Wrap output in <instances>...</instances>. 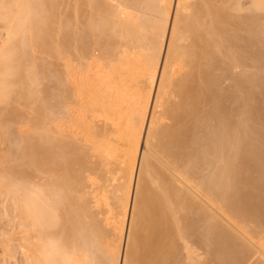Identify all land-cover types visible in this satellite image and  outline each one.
Instances as JSON below:
<instances>
[{
  "label": "bare ground",
  "instance_id": "bare-ground-1",
  "mask_svg": "<svg viewBox=\"0 0 264 264\" xmlns=\"http://www.w3.org/2000/svg\"><path fill=\"white\" fill-rule=\"evenodd\" d=\"M14 1L8 3L12 4L11 7L6 4L3 5L5 8L2 7L4 10H0V19L6 29V37L0 44V105L4 107L14 93L19 96L25 89L23 95L29 97L33 94L30 89L35 80L29 74L26 75L28 78L22 77L24 86L8 83L11 74H16L13 62L19 61L17 52L23 56L22 66L26 58H33L30 51L25 57L28 50L24 34L28 31L29 43L43 41L47 53L59 57L61 49L60 44L49 42L52 40V20L57 11L55 0ZM112 1L117 4H111L113 9L108 16L115 24L117 43L113 40L118 45L112 75L109 79L96 77L101 83L96 89L99 95L90 101L91 105L83 106L92 111L98 108L103 117L106 112L112 113L111 121L119 131L114 128L117 132H112L113 127L109 126V131L105 127L104 133H93L83 118L80 123L79 117L72 116L71 123L67 121L69 124L62 119L52 130L47 126V133L32 131V135L14 137L12 130L5 125L0 108V144L8 143L0 154V194H7L15 203L20 235L18 246L26 256L24 264H156L168 255V261L165 260L169 263L170 255L174 260V250L178 249H174L176 236L171 239L175 234L173 228L177 227L174 223L180 226L182 220L184 231L179 226L176 228L179 229L176 232L178 238L185 239V242L199 238L205 248L219 245L222 248L218 253L222 261L219 264L241 261L238 252L243 255L242 245L245 247L246 244V247H254L263 260L259 262H264V228L258 231V228L238 227L240 220L236 224L231 220L236 217L230 216L234 209V214L238 213L244 220L253 219L258 227L264 225V127L263 130L258 128L261 134L253 131L257 123L262 122L264 126V76L258 71L262 68L258 65L264 54L261 50L264 49L261 48L262 44L264 46L261 13L264 0ZM217 1H221V5H215ZM88 2L91 4L89 8L85 6ZM95 2L88 0L83 3L88 9L82 8L85 26H89L91 32L100 25L106 26L101 24L104 21L98 22L100 25L97 26V19L91 23V16H95ZM76 5L75 14L81 15V6ZM243 9L248 13L246 11L242 17L240 11ZM237 30L245 31L246 35L240 37ZM19 34L22 35L20 41ZM79 38L77 42L81 47L82 38ZM96 41L93 38V42ZM8 45H12V49L7 50ZM73 48L78 51L77 46ZM13 57H16L15 61ZM94 59L91 58L89 63L91 60L94 63ZM67 60L63 65V78L55 71H50L49 77L53 79V87L58 88L57 99L65 103L72 95V90L67 92L69 90L65 88L73 83L71 86L77 89L85 80L82 73L78 75L76 70L73 71V61ZM247 60L253 71H233L243 63L246 66L244 61ZM89 63L83 67L87 69ZM22 66L21 70L25 68ZM75 71L81 80L73 73ZM7 76L11 77L6 79ZM88 79L86 77L85 83ZM227 81L224 88L222 85ZM66 92L71 95L66 96ZM213 101L214 104H210ZM43 103L39 101L38 105L36 102L37 110L49 111L50 108ZM124 107L128 116L123 114ZM84 108L82 116L88 112ZM49 112L53 113L52 107ZM109 115L105 119L111 117ZM164 115L174 125L170 122V127L167 124L158 131L157 126ZM117 123L119 125H115ZM253 123H256L254 128ZM12 138L17 140L13 144ZM12 146H17L20 156L17 155V162L8 163L5 157L13 155ZM148 146L156 153L152 159L147 157ZM21 161L35 171L50 173V176L47 173V182L42 183L45 188L31 186L28 176L18 181L13 179L15 173L20 172ZM47 163H50L48 167L43 166ZM146 174L153 175L152 180L157 181L159 192L155 202L147 198L149 195L144 190ZM192 180L198 182L193 184ZM177 181L182 185L180 188ZM176 213H182L177 217L178 222L174 218ZM166 214L172 215L171 225L165 220L169 217L165 218ZM181 216L182 220L179 219ZM229 225L235 227L233 230L238 229L240 237L229 235ZM140 229L143 231L142 246L141 252L136 253L132 251L130 241ZM107 234L110 239L103 246ZM13 246L5 241L3 253L10 252ZM193 255L187 253L189 264H198L199 261H192ZM149 256L157 258L146 261Z\"/></svg>",
  "mask_w": 264,
  "mask_h": 264
},
{
  "label": "rangeland",
  "instance_id": "rangeland-1",
  "mask_svg": "<svg viewBox=\"0 0 264 264\" xmlns=\"http://www.w3.org/2000/svg\"><path fill=\"white\" fill-rule=\"evenodd\" d=\"M1 2H0V10L2 11V10H4L3 8H5V7H3V5L4 6H7L8 5V3L10 4V3H12V2H15L14 0L12 1L11 0V2H6L7 0H4V2H3V0H0ZM10 1V0H9ZM20 0H18V2H19ZM88 1V0H55V2L57 3V11H56V13H55V17L53 18V25H52V27H51V30H50V34H51V39L52 40H50L49 42H52V43H54V44H60L61 45V49H60V58L58 57V56H56L55 54H52V53H47L46 51H45V46H44V42L43 41H40V40H37V41H35V42H31V43H29V41L27 40V37L29 36V34H28V31L24 34L25 36H24V38H26V45H27V47H26V45H25V48L28 50V54H26V56L25 57H28L29 56V51H30V55H33V58H32V56H31V58L29 59V58H26V60L24 61V65L22 66V63H23V60H22V58H23V56L21 55V52H17V50H16V52L20 55V56H17V57H20L19 58V61L17 62V63H14L13 61H15L14 59L16 58H12L13 59V61H12V59H11V61L13 62V65H14V67L15 68H17L16 69V74L15 75H13V74H11V78L9 77V76H7L6 77V79L9 77L10 79H11V81L10 82H8L7 80V82L8 83H10V84H16V85H18V86H21V85H25V84H22L24 81H25V79L23 80L22 79V77L24 76H26V75H31V76H33V78H34V80H35V82L33 83L32 82V85H31V89H30V91L32 90V92L31 93H33V94H29V97H27L26 95H23V93H24V91H25V89H24V91L22 92V94L21 95H16L15 93L14 94H12L11 96H10V98L8 99V101H7V104L5 105V107H4V105H0V108H1V111H2V114H3V118H4V120H5V125H7L11 130H12V134H13V136L14 137H16V136H20V135H26V136H28V134H30V135H32L31 134V132L32 133H47L48 132V127H49V129L50 130H52L53 129V126L55 125V123L57 122V121H59V120H65V122H67V121H69L70 119H71V117L72 118H74V117H79L78 118V120H79V122L81 123L82 121H84V123H86V125H89V127L91 126V130L90 131H92L93 133H97V134H101V133H104L105 131H103L104 129H105V127H107L108 128V130L107 131H109V129H110V127H113V128H111V131L113 132V131H116V130H118V126H116V128L114 127V122L113 121H111L112 120V113L110 114V113H107L106 112V115L108 116L109 114V116H111V117H107V119H105V117H106V115L104 114V117H103V114H100V111H99V109L97 110V109H94V110H97V111H99V113L97 112V111H92V110H86L85 108H84V106L86 107L87 105H91V102L90 101H92V99L94 100V98H95V96H97V95H99L98 93V90H96V89H98V86H100L101 87V83H99V81L97 82V79L98 78H96L98 75V77L99 78H102V76L104 77H107L108 79H109V77L112 75V74H110L112 71H111V68H112V64L114 63V60H115V56H117V51H116V46H118L117 44H115L114 43V40H113V38L115 39V42L117 43V34H116V28H114V26H115V24L113 25V22L111 21V18L108 16V14L110 15V12H111V10L113 9L112 8V5L111 4H113V5H116L117 3L115 2V1H112V0H95L96 2H95V5H94V12H95V16L93 15V16H91V17H93V18H91V19H93L92 20V22L91 23H94L93 21H97V26H98V24L100 23V21L102 22V21H104L103 23H101V24H103V25H106L105 27L103 26H101L100 24V26H98V29H97V27H96V29L99 31H97L96 29H93L94 28V26H93V31L91 32V31H89L90 29H88L89 28V26H85V25H87V23L85 22V17H83L82 15V8H87L89 5H91V4H89L90 2H88L87 3V5H85V4H83V3H86V2ZM2 2H3V4H2ZM6 2V3H5ZM17 2V1H16ZM231 2H232V0H231ZM216 3V2H215ZM214 3V4H215ZM7 4V5H6ZM78 5L79 7H80V9H79V11L81 12V15L80 14H75L76 12V10H75V6L74 5ZM221 5V1H217V3L215 4V5ZM232 4V3H231ZM12 5V4H11ZM11 5H8L9 7H11ZM76 5V6H77ZM83 5H85V6H87V7H84ZM13 6H14V4H13ZM226 6V5H225ZM3 7V8H2ZM12 8H14V7H12ZM12 8H10V9H12ZM89 8V7H88ZM87 8V9H88ZM246 8V7H245ZM90 9H91V7H90ZM95 9H96V11H95ZM13 10V9H12ZM13 11H15V10H13ZM247 11V10H246ZM246 11H245V9H243V11L241 10L240 12H241V16L243 17V14H247L248 13V11H247V13H246ZM97 13V14H96ZM106 13H107V15H106ZM232 13H234V12H232ZM261 13H262V18H264V15H263V13H264V11H261ZM238 16L240 15V13H238L237 14ZM259 15H261L260 13H259ZM105 16V17H104ZM98 17V18H97ZM102 17H103V19H102ZM240 17V16H239ZM110 18V20H108ZM241 18V17H240ZM97 19V20H96ZM100 19V20H99ZM104 19H106L107 20V22L110 24V25H108V23L106 24V20H104ZM99 22V23H98ZM111 22V23H110ZM66 23H69V25H67ZM105 23V24H104ZM112 24V25H111ZM67 25V26H66ZM88 25H91V24H88ZM113 28H112V27ZM230 26V25H229ZM100 27V28H99ZM102 28V29H101ZM111 29V30H110ZM113 29V30H112ZM6 29H5V24H4V21H3V19H0V44H2L3 42V40L5 39V37H6ZM238 31V30H237ZM237 31H236V33H237ZM111 32H114V33H111ZM240 33V34H239ZM27 34H28V36H27ZM143 34H145L146 36H147V33L146 32H144ZM240 37H242V36H244V35H246L245 34V31L243 32V30H242V32H241V30L240 31H238V33H237ZM66 35V37H64ZM113 35V36H112ZM144 35V36H145ZM20 36V37H19ZM19 36H17L18 37V39H19V41L21 40L20 38L22 37V35L21 34H19ZM149 36V35H148ZM70 37V38H69ZM79 37H81L82 38V43L84 44L85 42L87 43V41H88V43L87 44H84V45H82V43H81V47H80V44L77 42L80 38ZM73 38H75V39H73ZM93 38H94V41L97 39L98 41H96L98 44H96V42H93ZM145 38V37H144ZM58 39V40H57ZM110 39H112L111 41H110ZM14 40H16V39H14ZM13 40V41H14ZM83 40H85V41H83ZM76 41V42H75ZM91 43H90V42ZM264 41V40H263ZM14 42H16V41H14ZM18 43H20L21 44V42H18ZM76 43V44H75ZM107 43V44H106ZM262 43H264V42H262ZM16 44V43H15ZM36 44V45H35ZM91 44V45H90ZM17 45H19V44H17ZM74 45H76L77 46V48L76 49H78V51H76L75 50V48H73V47H76V46H74ZM263 45V44H262ZM262 45H261V48H264V46L262 47ZM9 46V48L6 46V48H7V50H9L11 47L10 46H12V45H8ZM110 46V47H109ZM13 47V46H12ZM84 47V48H83ZM88 47V48H87ZM17 48H18V46H17ZM121 48V47H120ZM118 48V50H120L121 51V49H123V48ZM12 49V48H11ZM20 49V48H19ZM25 49V50H26ZM82 49H85V50H83L82 51ZM104 51H103V50ZM214 49V48H213ZM26 50V51H27ZM72 50H74V52L76 53V54H74V52H72ZM108 50V51H107ZM230 50V49H229ZM232 50H235V47H234V49L232 48ZM237 50H238V48H237ZM236 50V51H237ZM262 51L264 50V49H261ZM11 51V50H10ZM19 51V50H18ZM81 53H80V52ZM223 51H225L226 52V50H223ZM236 51H234V52H236ZM11 52H13V51H11ZM15 52V53H16ZM219 52V51H218ZM218 52H217V54H218ZM220 52H222V51H220ZM228 52H230V51H227V53ZM239 52H240V50H239ZM15 53H13V56H14V54ZM109 53V54H108ZM224 53V52H223ZM73 54V55H72ZM79 54H81V55H83V56H81V55H79ZM115 54V55H114ZM225 54V53H224ZM232 54V53H231ZM236 54H237V52H236ZM10 55V54H9ZM12 55V54H11ZM11 55H10V57H11ZM78 55H79V57H78ZM220 56H221V54H219ZM229 55V54H228ZM15 56H16V54H15ZM224 55H222V57H223ZM226 56H227V54H226ZM24 57V58H25ZM73 57V58H72ZM83 57V58H82ZM263 59H264V54H263ZM86 58H88V59H86ZM91 58H95L94 59V63L96 64L97 63V65H98V63H99V65L97 66V69H96V66H94V63H93V61L91 60L90 61V63H89V60ZM18 59V58H17ZM66 59H68V60H70V61H73V62H71V65H72V67L73 66H75L74 68L75 69H73V71L74 70H76L77 72H78V75H80L81 73V75H82V78L84 77V79L86 80V77L88 78L89 77V79L87 80V82L85 83V80H84V82H83V85H82V87H81V83L79 84L80 86L79 87H77V89H76V87L74 86H71V85H73V83L71 84V85H69L68 83V85L70 86H68L67 88H65V89H68L69 91H67V92H70L71 90V94H69V93H67L66 92V96H69V95H71L70 96V98H68L67 99V97H66V99H67V102L65 103V102H62L60 99V101L57 99V97H56V95L58 96V94L57 93H59V91H57L58 90V88L56 87V86H54L53 87V84H54V82H53V79H51V78H49L50 77V75H51V72L50 71H55V72H57V74H59L60 76H62L63 75V72H64V62H65V60ZM114 59V60H113ZM224 60L226 59V57H224L223 58ZM263 59H261L260 58V60H261V62H259V65L258 66H260V68H261V70L259 69L258 71H259V73L261 74V76L263 77L264 76V60ZM30 60V61H29ZM67 60V61H68ZM77 60V61H76ZM96 60H97V62H96ZM31 61H33L32 63H31ZM75 61V62H74ZM88 61V62H87ZM249 60H247V62L246 61H244L245 63H247V65L245 66L244 65V63H243V65H242V69L240 68V67H236L237 69H235V70H233V71H235V73L236 72H238L239 70L243 73V71L244 72H246V73H248L249 72V70L250 71H253L252 69H250L251 67L250 66H248V65H250V62H248ZM27 62H30V64L27 66ZM92 62V63H91ZM263 62V63H262ZM20 63V64H19ZM81 63V64H80ZM85 63H89V64H87V69L85 68V67H83V66H85L86 64ZM263 65H262V64ZM33 64V65H32ZM85 64V65H84ZM90 64H91V66H90ZM93 65V66H92ZM101 65V66H100ZM25 67V68H22V70H21V68L20 67ZM88 66H90V67H88ZM248 66V67H247ZM48 67L50 68L49 70H47L48 69ZM246 67V68H245ZM250 67V68H249ZM30 68V69H29ZM32 68V69H31ZM79 68H81L82 69V71H81V69H79ZM83 68H85V70H88V72H85V70H83ZM245 68V69H244ZM24 69V70H23ZM29 69V70H28ZM94 69V70H93ZM99 69V70H98ZM215 70V69H214ZM248 70V71H247ZM27 71V72H26ZM73 72V73H75V75L77 76V78H78V80H81V77L80 76H78L77 75V72ZM99 71V72H98ZM217 71V70H216ZM215 71V73H218L219 74V71L218 72H216ZM262 71V72H261ZM23 72V73H22ZM30 72V73H29ZM97 72V73H96ZM101 72V74H99ZM212 72H214V71H212ZM25 73V74H24ZM27 73V74H26ZM85 73H87V75L85 74ZM238 73H240V72H238ZM24 74V75H23ZM97 74V75H96ZM103 74V75H102ZM105 74V75H104ZM259 74V75H260ZM10 75V74H9ZM28 75V76H29ZM28 76H26L27 78H28ZM64 76V75H63ZM63 76H62V78H63ZM5 77V76H4ZM13 77H15V78H13ZM23 77V78H24ZM8 78V79H9ZM26 78V79H27ZM32 78V79H33ZM112 78V77H111ZM110 78V79H111ZM21 80L23 81V82H21ZM89 80H91V82L89 81ZM93 80V81H92ZM95 80V81H94ZM27 81V80H26ZM12 82V83H11ZM52 82V83H51ZM91 83V84H88V83ZM95 82V83H94ZM227 83H228V81L227 82H225L222 86L225 88V86L227 85ZM88 84V85H87ZM93 84V85H92ZM96 84H98V85H96ZM50 85V86H49ZM90 85H91V87H90ZM49 86V87H48ZM51 87H53L54 89H52ZM86 87V88H85ZM89 87V88H88ZM97 87V88H96ZM27 88V87H26ZM47 88H50L49 89V91L50 90H54V91H52V92H49V91H47ZM79 88H81V90L79 89ZM91 88V89H90ZM57 89V90H56ZM27 90H28V88H27ZM91 90V91H90ZM230 90V89H229ZM228 90V91H229ZM81 91V92H80ZM83 91V92H82ZM89 91V92H88ZM95 91V93H93ZM131 91H133V87L131 88ZM56 92V93H55ZM77 92H79V93H77ZM87 92V93H86ZM90 92H92V93H90ZM26 93V92H25ZM50 93V94H49ZM56 94V95H55ZM69 94V95H68ZM87 94V95H86ZM92 94V95H91ZM52 95H53V97H52ZM78 95H80V96H78ZM83 95V96H82ZM89 96H92V97H89ZM77 97V98H76ZM83 97V98H82ZM89 97V98H88ZM37 98H39V99H37ZM76 99H77V101H76ZM78 99H79V101H78ZM82 100V101H81ZM213 100V99H212ZM214 100H216V99H214ZM38 101V105H39V101L40 102H44L43 104H44V106H47L48 108H50V110L49 111H51V107H52V110H53V113L52 112H49V111H47V110H42V109H40L39 111L37 110V107H36V102ZM58 101H59V103H58ZM74 101H76V102H78V103H74ZM217 101V100H216ZM215 101V102H216ZM46 103V104H45ZM63 103H65V104H67V105H63ZM80 103V104H79ZM83 103H85V104H83ZM89 103V104H88ZM59 104V105H58ZM81 105V106H79V105ZM210 104H214V101L212 102V103H210ZM48 105H50V106H48ZM84 105V106H83ZM53 106H54V109H53ZM66 106H68V107H66ZM63 107V108H62ZM81 107H83L84 108V110H86V111H88L87 113H86V111H84V113H86V114H84L83 116H82V110H83V108H81ZM4 108V109H3ZM122 110L125 112V113H123L124 114V116L128 113V110L126 109V107H124V108H122ZM42 111H44V112H42ZM69 111H72V112H69ZM82 111V112H81ZM120 111V110H119ZM119 111H117V112H119ZM122 111V112H123ZM69 112V113H68ZM73 112H74V114H73ZM96 113V114H93V113ZM121 112V111H120ZM120 112H119V115H120ZM57 113V114H56ZM101 113H103V112H101ZM70 114H73V115H70ZM75 114H78V115H75ZM81 114V115H80ZM117 114H116V112H115V116H116ZM44 116H46V117H48V116H50V118L48 117V118H46V117H44ZM85 116V117H84ZM114 116V117H115ZM126 116H128V115H126ZM44 117V118H43ZM245 117H247V115H245ZM83 118V120L81 121L80 119H82ZM85 118V119H84ZM118 118V117H117ZM116 118V119H117ZM163 119L160 121L161 122V124L159 123L158 124V131H159V129H164V128H166V126H167V124H169L167 127H170V125H171V123H172V121H170L165 115H164V117H162ZM110 119V120H109ZM114 119V121H115V118H113ZM48 120V121H47ZM42 121V122H41ZM45 121V122H44ZM117 122H118V120H117ZM171 122V123H170ZM37 125H36V124ZM69 123H71L70 121H69ZM68 122H67V124H69ZM115 123H116V121H115ZM163 123V124H162ZM260 123V122H259ZM262 123V122H261ZM260 123V124H261ZM49 124V125H48ZM122 124V123H121ZM260 124H258L257 123V125H256V123H253L252 125V128H254V126L256 127V129L254 128V130L253 131H256V132H258V133H262V131L261 130H263L264 128V126L262 125V127H260ZM34 125H36V130L38 131H36L35 130V128H33L34 127ZM40 125V126H39ZM84 125V124H83ZM115 125H119L118 123L117 124H115ZM160 125H161V127H160ZM172 125H174L173 123H172ZM178 125V124H177ZM48 126V127H47ZM51 126V127H50ZM110 126V127H109ZM165 126V127H164ZM41 127V128H40ZM47 127V128H46ZM81 127V126H80ZM84 127H86L85 125H84ZM88 127V126H87ZM89 127H88V129H89ZM121 127V126H120ZM37 128H40V129H37ZM114 128L116 129V130H114ZM258 128L260 129L261 128V130L259 131L258 130ZM263 128V129H262ZM87 129V130H88ZM120 129V128H119ZM101 130V131H100ZM121 130V129H120ZM258 130V131H257ZM35 131V132H34ZM89 131V132H90ZM95 131V132H94ZM103 131V132H102ZM110 131V132H111ZM119 131V130H118ZM117 132V131H116ZM263 132H264V130H263ZM259 134V135H260ZM262 134H264V133H262ZM17 140L15 139V138H12V144L14 143V142H16ZM155 144H156V139H154V141H153ZM154 143H151V144H153L154 145ZM3 144H5V145H3ZM3 144H0V154H1V150L3 151V150H5L6 148H7V145H8V143H3ZM150 144V145H151ZM16 145V144H15ZM142 145V144H141ZM149 145V146H150ZM152 145V146H153ZM149 146H148V149H146L147 150V153H148V155H147V157L149 158V159H152V157H154V156H156V153H154L152 150H151V148L149 149ZM151 146V147H152ZM21 147V144H19V147L18 148H20ZM22 147H23V144H22ZM4 148V149H3ZM143 149H144V147H142ZM12 156L10 157V156H6L5 157V160L8 162V163H12V162H15L19 157H17V155L20 153V150L19 149H17V146H12ZM21 149V148H20ZM145 150V149H144ZM4 152V151H3ZM150 152V153H149ZM161 154V153H160ZM162 155V154H161ZM19 156H20V154H19ZM15 160V161H14ZM17 162V161H16ZM22 162V166H20L21 165V163H20V161H19V163H20V165L17 167L18 169H16L15 170V168H14V170H15V172L18 170V171H20L19 173H15V176H14V180L15 181H18V180H22V178H25L26 176H28L29 177V181H30V184H32L31 186H34V187H37V186H39V187H37V188H39V189H42V188H45V187H43V185H42V183H46L47 182V180H48V174H49V176H50V173L49 172H47L46 173V171H41V172H39V171H35L34 169H32V168H28V167H26L25 165H24V163H23V161H21ZM50 164V163H49ZM48 163L46 164V165H43V166H45V167H48V165H49ZM21 168V169H20ZM17 171V172H18ZM19 174H21V175H19ZM153 176V175H152ZM152 176H150L149 174H146L145 176H144V178H143V185H144V190H145V193L147 194V195H149L147 198H151V201L153 200L154 202L156 201V199H157V196H156V194H157V192H159V190L157 191V189H159L157 186V181L156 180H154L155 182H153V180H152V178L154 177H152ZM43 180V181H42ZM46 181V182H45ZM198 181L197 180H192V183L193 184H196ZM177 183V187L178 188H180L182 185L177 181L176 182ZM81 188H82V186H81ZM82 192V191H81ZM75 194V193H74ZM4 195V196H3ZM146 196V195H145ZM156 196V197H155ZM82 197V196H81ZM87 197V196H86ZM81 199H83V197L81 198ZM13 200L12 199H10V197L9 196H7V194H0V264H24L25 262V257H24V255L25 254H23V252H22V247L21 246H18V243H19V230L17 229V219H18V217H16L17 216V212L15 211L16 210V208H15V203L14 202H12ZM231 210V209H230ZM233 210V213H232V211L230 212L229 211V213L231 214L230 216L232 217V215L233 216H235L236 217V219L234 218L233 219V217L231 218V220H233V221H235L234 223H236V222H239V220H240V222L237 224V226L238 227H246V226H248L249 227V229H251V230H253V229H256V228H258V231H260L262 228H264V225H263V227H258V223L256 224V222L254 221L253 222V219H250V220H248V218H245V220H244V217H240V215H238V213H235L234 214V209H232ZM237 212V211H236ZM177 214V213H176ZM176 214H174V216L176 215ZM179 214H181L182 215V213H178L177 214V216H175L174 218H177L178 217V215ZM167 216H169L168 218H167ZM165 218H167V219H165V220H167V223H168V220H169V223L168 224H170V223H173V218H172V215H165ZM180 220H182V216L179 218ZM247 219V220H246ZM252 220V221H251ZM176 221L178 222V218L176 219ZM175 222V221H174ZM180 222V221H179ZM181 222H183V220L181 221ZM180 222V224H182V225H180L179 226V223H174L175 224V226H179L178 228H180V229H182L184 226H183V223H181ZM235 224V225H236ZM252 224H253V226H252ZM254 224H256V226L254 225ZM171 225V224H170ZM241 225V226H240ZM172 226H173V224H172ZM174 226V227H175ZM230 226V225H229ZM228 226V227H229ZM250 226H252V227H250ZM255 226V227H254ZM177 227H175V229L173 228V230H174V233H173V230H172V233H171V235H173L172 237H171V239L173 238V237H175V239H176V241H173V242H175L174 243V249H176V248H178L177 250H178V253H176L177 252V250L175 251L174 250V260H172L171 258L173 257L172 255H170L171 257H169L170 258V260H171V262L169 261V263L167 262L168 261V256L166 257V256H164V254L161 256V257H163V258H161V259H163L162 260V263L160 262L161 261V259L159 260V262H157L156 264H173L174 263V261H175V264H189V260L190 259H188L187 258V253H192V255H193V257L194 258H192L193 260L192 261H199V263L198 264H219L220 262H222L220 259V257L218 256V253H221L222 252V248L219 246V245H213V248H214V251H212L211 249H213L212 248V246H210L209 248H205V246H203L202 244H200L201 243V240L199 239V238H197L198 240H193L192 239V241L190 240V241H188V242H185V239H182L181 237H179L178 238V236H177V234H176V232L179 230V229H177L176 230V228ZM231 228H228V233H229V235H231V236H238V237H240L239 236V233H238V229H232V228H235V227H232V226H230ZM237 227V228H238ZM232 229V230H231ZM141 230L142 229H140V230H138L133 236H132V239H131V241H130V244H131V247H132V251H134V252H136V253H140L141 252V238H142V232H141ZM183 231H184V229H182ZM182 230L180 231V233L182 234ZM109 231V230H108ZM107 231V232H108ZM131 231V229L129 230V232ZM255 232H257V230H254ZM179 232V231H178ZM180 233H179V236H180ZM169 235V234H168ZM234 236V237H235ZM242 238V237H241ZM241 238H239V239H241ZM110 238H109V236H108V234H107V237L104 239V244H103V246L105 245V243L106 242H108V240H109ZM174 239V240H175ZM173 240V239H172ZM5 241H8V243L9 244H11V245H14L13 247H11V251L10 252H5V253H3V246H4V242ZM186 241H187V239H186ZM199 241V242H198ZM239 241V243L242 241V240H238ZM186 243V244H185ZM188 243V244H187ZM242 243L243 244H246L245 242H243L242 241ZM176 244V245H175ZM177 246V247H176ZM215 246V247H214ZM247 246V244L245 245V247ZM243 245H242V249H241V253L243 252V255L242 254H240V252H238V255L239 256H237V253H236V256L237 257H242V260L241 261H229V262H231L230 264H235V263H237V264H264V262H259V261H263V260H261L260 259V254H259V252L258 251H256V249L254 248V247H252V246H249L248 245V247H246L245 248ZM188 248V249H187ZM245 248V249H244ZM207 249V250H206ZM220 249V250H219ZM244 249V250H243ZM246 249L248 250V251H246ZM219 250V251H218ZM188 251H190V252H188ZM212 251V252H211ZM210 252V253H209ZM175 254H177V256L175 255ZM135 255V254H134ZM133 257H136V256H133ZM140 258V257H139ZM149 259L148 260H146V261H155V258H157V257H148ZM167 258V259H166ZM175 258H177V259H175ZM197 258V259H196ZM220 258V259H219ZM167 261H166V260ZM260 259V260H259ZM156 261H158V260H156ZM178 262V263H177ZM224 262V261H223ZM228 261H225V263L227 264V263H229ZM233 262V263H232Z\"/></svg>",
  "mask_w": 264,
  "mask_h": 264
}]
</instances>
